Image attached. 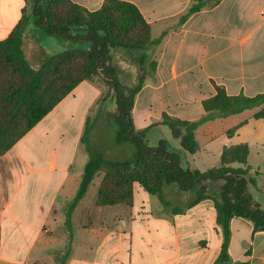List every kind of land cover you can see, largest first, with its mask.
Masks as SVG:
<instances>
[{"label": "crops", "instance_id": "1", "mask_svg": "<svg viewBox=\"0 0 264 264\" xmlns=\"http://www.w3.org/2000/svg\"><path fill=\"white\" fill-rule=\"evenodd\" d=\"M70 1L93 12L105 0ZM120 1L137 7L152 39L164 33L146 52L145 67L150 62L156 67L134 98L131 120L136 131L159 123L163 114L198 120L204 114L201 102L213 97L216 88L230 96L264 93V0H204L206 5L182 23L195 0ZM27 4L31 0H0V42L29 16ZM31 24L30 19L24 49L32 65V56L41 55V61L46 55ZM117 52L133 56L138 80L140 53L111 49L112 61ZM108 92L101 77L82 81L0 155V264H60L68 244L64 264H253L254 257L264 264V231L253 232L252 224L242 218L230 221L229 260L217 263L223 239L214 204L209 199L194 204L196 191L165 187L161 195L166 208L160 202L152 204V196L134 184L130 204L96 207L100 174L91 181H99L97 190L89 195L90 183L72 209L69 241L64 211L88 161L81 137L100 106L89 136L94 151L105 109L115 114L112 91L105 101ZM262 107L198 127L194 132L198 148L192 155L184 153L163 126L147 131L145 141L151 135L155 145L165 140L179 153L182 168L200 172L218 167L224 148L247 145L245 166L255 185H248L246 194L253 204L264 207V118H254ZM233 128L235 133L227 136Z\"/></svg>", "mask_w": 264, "mask_h": 264}, {"label": "trees", "instance_id": "2", "mask_svg": "<svg viewBox=\"0 0 264 264\" xmlns=\"http://www.w3.org/2000/svg\"><path fill=\"white\" fill-rule=\"evenodd\" d=\"M205 5L204 0H195L179 22H184ZM30 9L29 16L22 18L9 36L0 42V155L7 152L79 83L95 77H101L113 91L115 143H129L133 148L132 157L124 160H109L92 150L89 136L99 117V106L95 116L85 124L81 143L88 154V161L78 190L64 211V226L69 232V241L72 236V209L99 174L103 176L96 193V207L130 204L134 184L157 197L166 208L169 205L164 202L161 193L168 186H174L181 193L196 191L194 204L204 199L211 200L216 211V225L223 239L217 263L229 260L230 221L233 218L248 220L253 232L264 231V207L253 204L246 194L247 186L255 185L249 175V167L245 166L247 145L224 148L219 166L200 172L182 168L179 153L165 140L158 141L154 146L145 141L147 131L163 126L172 139L179 141L180 149L192 155L198 148L194 136L198 127L264 106V93L253 97L230 96L224 89L216 88L213 97L201 102L204 114L198 120L181 121L163 114L159 123L136 131L131 120L134 98L144 78L152 74L156 67L154 62L145 67L148 60L146 52L159 44L164 33L152 39L150 28L137 7L126 1L105 0L99 9L89 12L70 0H31ZM30 19L48 37L67 43L68 47L60 53L44 56L32 66L24 49ZM115 48L140 53L137 62L141 74L133 87L124 85L118 77L110 56V50ZM254 118H264V107L254 114ZM236 129L227 131V136L231 137ZM232 164L245 167L233 168ZM199 190L203 192L198 194ZM172 211L176 213L181 209ZM69 252L68 244L60 264H64Z\"/></svg>", "mask_w": 264, "mask_h": 264}, {"label": "rangeland", "instance_id": "3", "mask_svg": "<svg viewBox=\"0 0 264 264\" xmlns=\"http://www.w3.org/2000/svg\"><path fill=\"white\" fill-rule=\"evenodd\" d=\"M29 9H30V5L27 4V10ZM29 27H32L35 33L38 35L36 39L38 43L43 47V50L47 57L60 53L68 47L67 43L57 40L53 37H48L41 29L36 28L33 22ZM131 57L133 58L132 55L124 56L122 53L117 52V53H113V61H112L115 68L117 69V73L120 76V81L128 87H133L137 83V76L139 74L137 70V64L135 63V61H133L134 59H132ZM40 59H41V55L37 56V58L35 56L34 57L32 56V62L34 63L32 65H36L40 61ZM109 95H110V90L105 96V101L106 100L108 101ZM105 110H106L105 117H103L104 119H102V121L98 125V128L96 129V134H95L96 146H93L95 153H98L102 155L104 158L109 160H124L131 158L133 155V148L131 144L115 143L114 134L116 128L112 121L113 116L110 115L112 114V112L110 111V109H105ZM93 117L94 116H92L91 119ZM147 139H148L147 144L149 146L155 145L154 140H152L153 139L152 135ZM100 175L101 176H99V178L101 179L103 175L102 174ZM98 182L99 181L95 178L94 182L91 183L88 191L89 195L93 194L94 191L97 190ZM202 192L203 190H199L198 194H201ZM151 198H152V204H160L157 197L152 196ZM258 261H259L258 257H254L253 264H258Z\"/></svg>", "mask_w": 264, "mask_h": 264}, {"label": "water", "instance_id": "4", "mask_svg": "<svg viewBox=\"0 0 264 264\" xmlns=\"http://www.w3.org/2000/svg\"><path fill=\"white\" fill-rule=\"evenodd\" d=\"M209 1H207V3H208ZM112 93H113V91H112Z\"/></svg>", "mask_w": 264, "mask_h": 264}]
</instances>
